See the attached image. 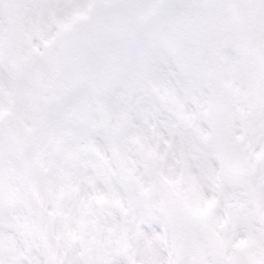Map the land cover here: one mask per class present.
<instances>
[{"label":"snow or ice","instance_id":"snow-or-ice-1","mask_svg":"<svg viewBox=\"0 0 264 264\" xmlns=\"http://www.w3.org/2000/svg\"><path fill=\"white\" fill-rule=\"evenodd\" d=\"M0 264H264V0H0Z\"/></svg>","mask_w":264,"mask_h":264}]
</instances>
